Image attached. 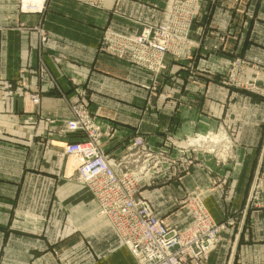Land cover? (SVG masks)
<instances>
[{"label": "crops", "instance_id": "1", "mask_svg": "<svg viewBox=\"0 0 264 264\" xmlns=\"http://www.w3.org/2000/svg\"><path fill=\"white\" fill-rule=\"evenodd\" d=\"M173 1L0 0V264H137L61 156L84 141L60 132L75 106L109 132L108 158L142 140L138 196L169 228L191 225L193 202L233 221L200 264H264V208L247 205L264 161V0H198L191 45L158 76L105 51V33L134 38Z\"/></svg>", "mask_w": 264, "mask_h": 264}, {"label": "built area", "instance_id": "2", "mask_svg": "<svg viewBox=\"0 0 264 264\" xmlns=\"http://www.w3.org/2000/svg\"><path fill=\"white\" fill-rule=\"evenodd\" d=\"M197 9L198 0H174L160 24L144 27L135 38L105 33V51L158 76L164 69V56L180 59L191 45L190 32ZM233 65L238 67L240 63L235 61ZM31 100L38 104L36 97ZM72 113V120L65 121L60 132L81 134L84 141L67 144L61 156L79 161V180L91 193L98 216L112 227L137 264H200L217 248L221 233L233 224L232 220L215 223L202 206L193 202L191 225L182 231L169 228L156 217L149 202L138 196L144 178L152 180L148 177V161L153 158L140 149L142 140L136 138L133 142L139 148L134 157L116 162L100 151V140L109 132L102 131L83 106L73 107ZM207 141L205 150L213 154L216 143L200 142ZM247 205L264 208V161L251 181Z\"/></svg>", "mask_w": 264, "mask_h": 264}, {"label": "rangeland", "instance_id": "3", "mask_svg": "<svg viewBox=\"0 0 264 264\" xmlns=\"http://www.w3.org/2000/svg\"><path fill=\"white\" fill-rule=\"evenodd\" d=\"M25 2H28L27 0H24ZM33 1H31V3H32ZM30 3V2H29ZM32 4H34V2L32 3ZM143 30V29H142ZM142 30H141V32H142ZM140 32V33H141ZM104 36L105 35H103V38H102V43H103V45H104ZM120 36V35H119ZM124 37V36H123ZM127 38V37H126ZM135 38V37H134ZM104 48H105V45H104ZM33 103V102H32ZM34 104V103H33ZM66 157V156H65ZM66 158H68V157H66ZM72 158V157H71ZM76 175H77V177L79 178V176H78V173H77V169H76ZM83 185V184H82ZM84 186V185H83Z\"/></svg>", "mask_w": 264, "mask_h": 264}, {"label": "bare ground", "instance_id": "4", "mask_svg": "<svg viewBox=\"0 0 264 264\" xmlns=\"http://www.w3.org/2000/svg\"><path fill=\"white\" fill-rule=\"evenodd\" d=\"M27 1H28V2H25V1H24V2H25V3H29V2L31 3V1H33L34 4H38V3L41 2V0H27ZM33 2H32V3H33ZM32 3H31V4H32ZM39 5H40V4H39ZM41 5H42V4H41ZM34 6H35V5H34ZM36 6H37V5H36Z\"/></svg>", "mask_w": 264, "mask_h": 264}]
</instances>
